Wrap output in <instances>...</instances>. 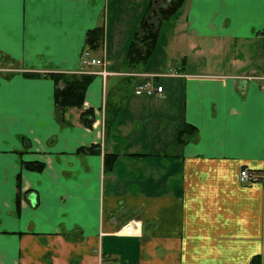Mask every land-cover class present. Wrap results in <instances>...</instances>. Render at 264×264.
<instances>
[{"label":"crops","instance_id":"1","mask_svg":"<svg viewBox=\"0 0 264 264\" xmlns=\"http://www.w3.org/2000/svg\"><path fill=\"white\" fill-rule=\"evenodd\" d=\"M151 1L3 0L0 264H264V0H186L131 71ZM97 26L106 66L60 118L50 74L83 70ZM137 72L163 91L137 94L150 78ZM186 124L198 132L185 142ZM246 167L262 180L241 183Z\"/></svg>","mask_w":264,"mask_h":264},{"label":"trees","instance_id":"2","mask_svg":"<svg viewBox=\"0 0 264 264\" xmlns=\"http://www.w3.org/2000/svg\"><path fill=\"white\" fill-rule=\"evenodd\" d=\"M186 0H152L146 17L143 19L138 28L135 37L129 47L127 57V67L129 70H139L145 67L148 60L153 55L160 38L162 24L174 18L179 10L183 7ZM105 38L104 26H97L88 31L86 37V47L95 52L101 50ZM51 77L60 84L55 92V101L60 112V118L63 117V112L70 108L82 109L85 105L86 92L94 75L92 74H57L51 73ZM117 110L114 113L107 114L106 119L107 129L110 128L112 120L115 118ZM82 122L86 126H92L95 116L92 108L86 109L81 113ZM198 130L196 126L186 124L179 131L180 141L191 140ZM90 152H99L97 148H93ZM79 152H84L80 149ZM116 154H105L104 168L106 171H111L116 162ZM22 166L33 171H42L45 168V163L40 161H23ZM19 186L21 187L20 183ZM250 264H261V256H255Z\"/></svg>","mask_w":264,"mask_h":264},{"label":"built area","instance_id":"3","mask_svg":"<svg viewBox=\"0 0 264 264\" xmlns=\"http://www.w3.org/2000/svg\"><path fill=\"white\" fill-rule=\"evenodd\" d=\"M104 63L105 62L103 59L95 56L93 53H90V51H83V54L81 57V65L83 67V70L89 69L95 66H100V65H103ZM101 73L104 76L108 74L106 70H104ZM162 91H163V87L161 85H158L154 81H146V82L140 83L135 88V92L137 94H145V95H156V94H160ZM261 180H262V176L257 171L251 170L248 167L241 169L239 172V181L241 183L252 184V183H255ZM133 222L128 223L127 225L124 226V230L129 234L136 233V228H137V224L139 223V221H136V222L133 221Z\"/></svg>","mask_w":264,"mask_h":264},{"label":"rangeland","instance_id":"4","mask_svg":"<svg viewBox=\"0 0 264 264\" xmlns=\"http://www.w3.org/2000/svg\"><path fill=\"white\" fill-rule=\"evenodd\" d=\"M84 51H90V53H93L95 56H97V57H99V58H101V59H103L104 60V64H103V66H106V57L105 56H101V55H99V54H95V51H93V50H91V49H89V48H84ZM101 56V57H100ZM102 66V65H101ZM105 70V69H104ZM104 70H102V71H100V72H98V73H100V74H102L101 72H103ZM72 74H77V75H83V74H92V75H94L93 73H91V72H89L88 71V69H85V70H80V71H75V72H73ZM103 75V74H102ZM136 75H142V76H148V77H150V78H148V80H146V81H154V82H156L155 80H154V75L153 74H144V73H140V72H137L136 73ZM104 76V75H103ZM104 77H106V76H104ZM146 81H144V82H146ZM140 95V94H139Z\"/></svg>","mask_w":264,"mask_h":264},{"label":"snow or ice","instance_id":"5","mask_svg":"<svg viewBox=\"0 0 264 264\" xmlns=\"http://www.w3.org/2000/svg\"><path fill=\"white\" fill-rule=\"evenodd\" d=\"M3 0H0V8H2Z\"/></svg>","mask_w":264,"mask_h":264}]
</instances>
